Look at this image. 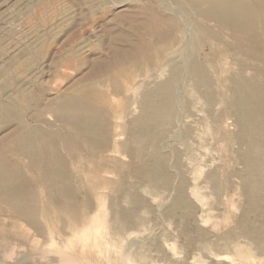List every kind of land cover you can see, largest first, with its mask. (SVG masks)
Segmentation results:
<instances>
[{
  "label": "rangeland",
  "instance_id": "1",
  "mask_svg": "<svg viewBox=\"0 0 264 264\" xmlns=\"http://www.w3.org/2000/svg\"><path fill=\"white\" fill-rule=\"evenodd\" d=\"M189 5L186 0H0V99L17 100L24 129L48 123L59 131L55 142L82 212L74 224L52 208L47 212L55 194L36 182L24 167L25 157L11 153L30 175L38 211L33 224L27 216L0 210V264H264V112L248 146L237 139V118L228 102L235 79L258 82L257 92L264 95V52L257 60L231 50L222 38L198 42ZM151 18L165 19L162 26L174 22V34L184 37L182 44L164 49L166 67L155 75L163 78L172 66H182L173 98L176 115L154 129L152 141L142 134L132 141L134 159L123 147L89 152L84 141L66 135L50 104L107 79L113 49H125L128 40L141 46L150 36L145 31ZM148 19L144 31H137ZM260 36L251 44L253 52L264 51V31ZM155 40L148 54L169 43L170 35L165 42ZM197 62L202 79L209 80L199 89L189 74ZM129 96L99 104L108 113L110 136L116 135L113 143L126 140L128 116L138 108L140 95ZM260 107L264 110V103ZM20 129L15 121L1 124L0 147L9 151ZM147 155L159 161L160 172L152 176L142 171ZM133 164L140 173L131 171Z\"/></svg>",
  "mask_w": 264,
  "mask_h": 264
},
{
  "label": "bare ground",
  "instance_id": "2",
  "mask_svg": "<svg viewBox=\"0 0 264 264\" xmlns=\"http://www.w3.org/2000/svg\"><path fill=\"white\" fill-rule=\"evenodd\" d=\"M186 1L194 7L191 14L192 21L197 27L196 38L198 42L209 41L210 43L212 40L219 41L222 38L226 40L225 43L231 50L237 48L242 53L249 52L250 56L257 60L261 59L264 51L259 50V48L256 49V47L254 48L255 52H253L251 44L257 43L261 39V31H264V0ZM201 5L203 7L199 8ZM148 22L149 19L142 24L141 28H137V31L143 32ZM150 22L149 29L145 31L150 33V36L144 40L143 44L141 43V46L135 45L136 43L134 44L133 41L128 40L125 49L122 47H115V49L113 47L114 57L112 60L110 59L111 61H108L107 70L105 69L106 73H108L107 79L99 84L89 83L90 85L86 87L83 85L82 89L78 87L75 89L78 90L76 93L65 96L62 99L59 98V101L56 100L58 101L57 103L52 101L53 105L49 103L53 109L52 113L66 128V135L84 141L89 152L95 153L113 148V150L119 151L123 147L129 157L134 159L135 152L132 148V141H136V137L139 134L145 135L148 141L149 138L152 141L151 135L154 129L162 123H170L176 115L173 98L178 93L176 91L182 78H179V73L183 69L182 66H176L177 68L172 66L173 73L170 70L171 72L166 77L161 78L155 75L162 72L166 67L164 62H162L164 49L168 45L182 44L184 37H181L182 34H174L176 32L173 25L174 22L167 21L169 24H164L163 26L161 24L165 23V19L151 18ZM168 35H170L169 43L161 45L154 53L148 54L150 46L155 39L162 43L165 42L164 39ZM189 55L191 58L192 54L190 53ZM177 58L174 56V59ZM187 62L184 65L189 67ZM165 63L167 64V62ZM172 63L174 62L172 61ZM197 63L192 64L190 70H188L191 81L199 89L202 85L205 87L207 84L209 85V80L206 78L202 79V69ZM125 64H128L129 67L124 69ZM97 72L98 70L93 71L96 77L99 76ZM235 80L232 95L228 102H230L232 112L237 118V139L250 146L253 140H251V135L256 131L255 126L258 124V119H261V116L259 117L261 115L260 112H264L260 107V104L264 103V95L261 97L259 92H257L259 90L258 82ZM139 88H141V91L138 94ZM122 93L132 94L133 98H131L132 96H129V98L134 100L139 95L140 97L137 102V112L129 113L130 117L128 116L129 128H127L128 135L125 138L126 140L123 142L119 140V142L113 143L111 138L115 134L111 133L110 136L109 129L111 127L108 128V113L99 104L102 100L112 99ZM22 95L19 98L23 100L25 105L27 98L23 99ZM13 100L5 104L6 102L0 99V125L8 121H15L19 129L20 127L22 128L19 132L15 130L18 133L12 139V145L8 148L9 151L5 147H0V210H12L14 213L27 216L32 219L31 223L33 224V216L38 211L32 181L27 178L30 175L26 174V176L21 172L22 170L19 167L22 164L15 162L17 158H13L15 161L11 158L10 154L13 153L25 157L28 164H24V167L28 165L27 168L30 167L31 171L35 173L36 182L43 186L48 193L53 192L55 194V199L47 203V212H52V209H54L53 212L58 213L64 221L66 220L70 224L78 223L81 220L82 212H78V208L73 201L75 192L71 185L72 178L69 176L59 147L55 142L59 131L48 123H46L48 125L37 123L33 127L28 126V129H24L23 127L27 124L17 116L14 106L17 100H14V102ZM34 118L33 120L35 121ZM147 158L149 160L145 162L142 171L150 176L153 173L160 172L159 161L152 159L151 155H147ZM247 163L250 164L248 161ZM18 164L20 165L19 167L17 166ZM130 169L133 172L140 173V169H137L134 164L130 166ZM70 213L72 215L68 218Z\"/></svg>",
  "mask_w": 264,
  "mask_h": 264
}]
</instances>
